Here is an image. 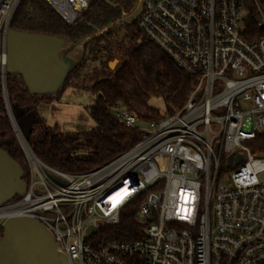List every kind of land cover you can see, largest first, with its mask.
<instances>
[{"label": "built area", "instance_id": "2783aa9c", "mask_svg": "<svg viewBox=\"0 0 264 264\" xmlns=\"http://www.w3.org/2000/svg\"><path fill=\"white\" fill-rule=\"evenodd\" d=\"M20 1L0 0L1 33ZM46 1L71 25L91 0ZM135 13L143 34L196 78L186 104L148 122L115 106L116 119L137 128L140 139L84 174L46 164L13 123L27 188L0 205V219H37L70 264H264L259 0H137ZM131 202L138 204L141 235L102 241L100 228L118 223Z\"/></svg>", "mask_w": 264, "mask_h": 264}, {"label": "trees", "instance_id": "16d2710c", "mask_svg": "<svg viewBox=\"0 0 264 264\" xmlns=\"http://www.w3.org/2000/svg\"><path fill=\"white\" fill-rule=\"evenodd\" d=\"M136 2L91 0L87 10L71 25L46 0H21L16 8L10 28L66 37L74 43L110 27L86 45L84 62L80 65L94 63L86 74L90 82L88 88L96 95L94 104L88 108L95 122L94 128L89 131L61 132L57 125L46 126L36 112L41 103H53L60 96L78 68L62 90L47 96L30 94L19 76L6 77L11 111L17 121L30 117L32 130L28 143L49 166L69 174H84L102 167L131 149L141 136L137 128L128 127L116 119L113 114L115 106H125L141 121H160L181 109L194 90L196 78L180 69L139 28L135 16ZM259 6L264 11V0H259ZM115 60L118 63L112 69L110 63ZM153 98L163 100L164 113L151 103ZM35 133L37 138L34 139ZM0 148L25 169L1 79ZM142 231L138 221V204L131 202L122 211L120 221L102 226L98 235L104 242L134 240Z\"/></svg>", "mask_w": 264, "mask_h": 264}, {"label": "water", "instance_id": "95a60500", "mask_svg": "<svg viewBox=\"0 0 264 264\" xmlns=\"http://www.w3.org/2000/svg\"><path fill=\"white\" fill-rule=\"evenodd\" d=\"M110 28V27H109ZM77 43L66 37L28 33L8 28L0 32V79L12 123L18 125L28 139L32 124L28 116L14 117L7 99V75L19 76L32 95H54L66 84L70 75L82 64L85 47L95 37ZM117 60L110 63L113 69ZM242 157L239 156L238 160ZM232 157L230 163H232ZM27 188L24 169L7 151L0 148V205L24 195ZM0 264H70L58 251L53 233L37 219L17 216L0 219ZM91 227L89 232L94 231Z\"/></svg>", "mask_w": 264, "mask_h": 264}, {"label": "rangeland", "instance_id": "374dc122", "mask_svg": "<svg viewBox=\"0 0 264 264\" xmlns=\"http://www.w3.org/2000/svg\"><path fill=\"white\" fill-rule=\"evenodd\" d=\"M93 66L94 63L86 62L78 67L74 73L75 76L73 75L68 86L53 103L46 104L44 101L38 106L36 112L46 126L57 125L59 131L73 133L89 131L94 128L95 122L91 118L88 108L94 104L96 95L88 88L90 82L86 77ZM151 103L158 107L162 113L165 112V105L161 98H153ZM33 138H37V133L33 135ZM23 164L24 170L28 169L25 159Z\"/></svg>", "mask_w": 264, "mask_h": 264}, {"label": "crops", "instance_id": "0c3cea01", "mask_svg": "<svg viewBox=\"0 0 264 264\" xmlns=\"http://www.w3.org/2000/svg\"><path fill=\"white\" fill-rule=\"evenodd\" d=\"M35 115V114H34ZM29 117V116H28ZM29 120H30V117H29Z\"/></svg>", "mask_w": 264, "mask_h": 264}]
</instances>
